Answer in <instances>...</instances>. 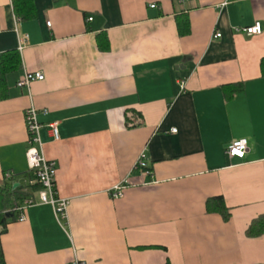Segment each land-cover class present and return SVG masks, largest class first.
<instances>
[{"label":"crops","instance_id":"crops-1","mask_svg":"<svg viewBox=\"0 0 264 264\" xmlns=\"http://www.w3.org/2000/svg\"><path fill=\"white\" fill-rule=\"evenodd\" d=\"M31 1L19 19L12 0H0V54L17 50L21 61L0 97V188L33 184V107L67 217L30 205L0 234L4 264H264V234H246L264 214V29L235 31L264 28V0ZM26 71L44 78L17 86ZM228 84L243 89L230 95ZM243 138L244 157L230 158L227 146ZM141 154L150 174L133 168ZM219 195L227 219L206 211Z\"/></svg>","mask_w":264,"mask_h":264},{"label":"built area","instance_id":"built-area-1","mask_svg":"<svg viewBox=\"0 0 264 264\" xmlns=\"http://www.w3.org/2000/svg\"><path fill=\"white\" fill-rule=\"evenodd\" d=\"M188 1V0H179ZM154 4H150V7H154ZM92 18L89 17L88 21ZM47 26L50 22H46ZM261 23L256 21L254 24L242 28H236V32H242L247 36L257 35L262 32ZM221 36L220 32H214L213 38H219ZM27 36L24 35L19 40L18 49L22 48V43L26 40ZM21 43V44H20ZM44 75L42 72H24V74L17 80L16 85L19 87L26 86L35 80H42ZM183 84H181V88ZM25 125L27 130V149H26V161L27 166L30 171L34 173L35 181L40 184V189L38 190V198H26L18 207L15 208L18 215L16 220H25V210L32 204H49L52 206L55 216L57 219H64L67 217V207L68 199L57 196L56 193V163L53 160H48L44 157L42 153V140H41V124L37 119V110L30 107L25 112ZM51 134L54 139L58 138V131L55 123L50 125ZM175 132L176 129H172ZM248 142L246 139H237L232 141L226 148V154L230 158L242 159L247 150ZM146 163L144 161V156L141 154L138 156L137 160L134 162L133 168L140 169L143 172L150 174V171L146 168ZM9 176V173L7 174ZM128 182L123 180L113 186L109 190V196L111 198H119L123 195V188ZM68 264H89L87 262L81 261L79 259H73Z\"/></svg>","mask_w":264,"mask_h":264},{"label":"trees","instance_id":"trees-1","mask_svg":"<svg viewBox=\"0 0 264 264\" xmlns=\"http://www.w3.org/2000/svg\"><path fill=\"white\" fill-rule=\"evenodd\" d=\"M13 10L19 19L29 17L33 13V5L31 0H12ZM183 21L178 23V32L180 35H184L189 32L188 20L186 17H182ZM179 21V22H178ZM183 22V24H182ZM97 44L99 49L107 50L109 48L108 39L105 34L97 35ZM21 66L20 56L17 50L7 51L0 54V97H3L8 88L7 77L10 73L19 69ZM260 70L262 76H264V57L260 60ZM243 84H228L225 85V90L230 91V95L236 92L242 91ZM229 92L225 91V95L228 97ZM139 115V114H137ZM128 120V117H127ZM30 180L33 184L27 187L18 186L12 188L11 184L5 183L4 187H1V193L3 196L4 208L0 211V234L6 230V226L9 222L15 221L17 218V211L15 210L26 198L30 196L33 191L40 189V184L35 181V176L30 171ZM206 211L209 213H219L224 219L229 216V210L225 206L222 196H212L206 200ZM246 234L249 237H255L264 234V214H259L254 217L247 229ZM0 264H4L2 251L0 247Z\"/></svg>","mask_w":264,"mask_h":264}]
</instances>
